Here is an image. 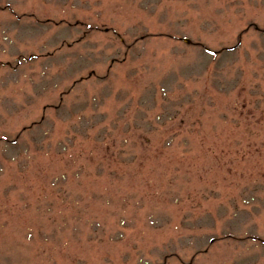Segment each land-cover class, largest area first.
Segmentation results:
<instances>
[{"label":"rangeland","instance_id":"obj_1","mask_svg":"<svg viewBox=\"0 0 264 264\" xmlns=\"http://www.w3.org/2000/svg\"><path fill=\"white\" fill-rule=\"evenodd\" d=\"M263 32L264 0H0V264H264Z\"/></svg>","mask_w":264,"mask_h":264}]
</instances>
